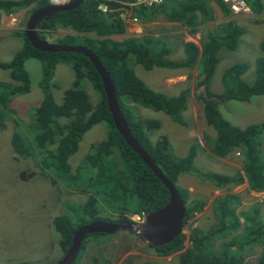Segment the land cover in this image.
Here are the masks:
<instances>
[{
    "label": "trees",
    "instance_id": "16d2710c",
    "mask_svg": "<svg viewBox=\"0 0 264 264\" xmlns=\"http://www.w3.org/2000/svg\"><path fill=\"white\" fill-rule=\"evenodd\" d=\"M211 1L222 15H232L220 0H166L154 8L134 7L131 13L140 23H150L161 16L165 21H177L188 26L189 22H195L198 18L200 22L206 20L207 14L209 15L207 4ZM243 1L252 14L261 13L260 0ZM101 4L107 6V12L99 10ZM47 5V0H0V11L9 16L18 10L30 8L28 12L31 14ZM120 7L112 0H82L69 11L55 12L40 20L39 32L36 34L46 42L44 33L55 31L57 27L69 29L75 34L60 38L58 44L67 45L65 39L79 36L83 41L81 46L96 56L111 80L118 108L131 136L178 192L185 210L183 227L195 214L202 211L205 200L189 199L188 191L176 185L180 174H188L199 182L209 184L219 191L223 190L222 192H229L230 187L243 182L248 191L263 192L264 122L240 129L231 125L217 106L225 101L248 102L252 97L264 95V58L257 57L254 60L251 84L242 79L246 71L243 64L229 66L221 75L223 92L212 95L206 88L219 61V49H235L236 40L242 33L239 28L228 22L224 24L221 35H208L206 39L200 40V50L191 43L183 44V60L171 61L167 58V39L161 35L156 38L130 37L120 41L111 39L112 36L123 35L126 29L121 19ZM12 34L21 39L22 46L9 62L0 63V69L8 71L13 83L12 86L0 84V113L6 110L13 96L28 92L29 81L23 67L28 59L40 63L38 86L43 93V100L34 109L28 124L29 137L23 142V149L15 144V152H19L21 159L35 158L36 166L52 174L55 181L65 184L71 192L86 196L84 204L79 208L81 216L74 217V225L65 216L52 219L62 255L69 248L73 233L82 225L109 220H112L110 223L121 220L133 222L132 216H145L161 209L168 202V192L114 129L101 80L90 61L81 54L37 51L27 42L24 32ZM260 48L264 51V45ZM57 63L68 65L74 76L72 87L63 92L59 104L54 103L49 90V81ZM130 63L145 70H192L196 66V83L197 86H204L205 96L198 93L195 98L201 102L204 124L214 132L212 139L204 135L203 143L215 160L228 158L233 153L238 154L240 171H236L233 176L197 173L191 167L194 147H190L184 157L175 159L165 136H156L151 140L150 134L160 127L159 122L133 118L129 110L131 105L161 112L172 122L184 126L181 114L186 109L190 94L188 90H184L176 96L168 97L153 91L135 76ZM87 85L96 96L94 104L86 93ZM100 123L107 126L105 139L91 146L83 163L71 174L67 159L75 153L81 136ZM209 207L210 219L215 224L207 232L188 224L187 234H179L163 246L148 244V247L157 256L180 252L174 264H264V202L240 206L236 195L226 194L214 198ZM105 212L114 216L102 219L101 214ZM84 238L79 248H84ZM209 241L214 244L210 245ZM185 244L186 248L183 249ZM255 247L260 249L258 256L254 261H247L242 253L253 251Z\"/></svg>",
    "mask_w": 264,
    "mask_h": 264
},
{
    "label": "rangeland",
    "instance_id": "374dc122",
    "mask_svg": "<svg viewBox=\"0 0 264 264\" xmlns=\"http://www.w3.org/2000/svg\"><path fill=\"white\" fill-rule=\"evenodd\" d=\"M260 1L263 5L261 15H254L251 12L233 15L237 18L232 21L243 29L242 34L236 40L234 50L219 49V61L214 67L210 84L206 88L208 93L219 95L223 92L221 75L233 64H243L246 71L242 79L247 84L252 83L253 61L257 57L264 58V54L259 50V44L264 45V0ZM210 4L208 6L209 15L214 16L213 20L211 18L214 22L212 24H217L219 19L222 20L221 15L218 14L221 12L214 3ZM25 10L24 13L18 10L9 16L0 11V15L2 14L0 63L9 62L21 49V39L12 33L24 32L26 21L30 15L29 9ZM121 19L126 25V32L124 35L112 36L111 39L119 41L141 34L137 28L141 29L145 23L138 22L132 13L129 15L127 9L122 10ZM132 19L136 20L132 21ZM237 19L239 20L237 21ZM204 25L212 26L211 24ZM38 28H36L37 32H39ZM74 34L69 29L57 27L55 31L44 33V39L46 43L58 44L60 38ZM173 38L175 43L171 46L167 42L165 46L168 52L173 51V53H169V58L178 61L183 57L182 46L178 37ZM64 42L68 46H81L83 41L79 36H72L70 39H65ZM23 67L28 76V92L13 96L6 110L0 113V264L17 262L56 264L64 254L62 255L58 245V235L52 226V219L65 216L74 225L76 220L74 217L81 216L79 208L84 204L86 196L71 192L65 184L55 181L52 174L45 171L44 168L36 166L35 158L21 159L19 152H15V144L21 148L23 142L29 137L28 124L32 113L43 100V93L38 86L41 73L39 61L28 59L24 62ZM133 71L135 76L148 88L172 97L167 95L168 92L162 85L168 70L152 68L147 71L139 65H135ZM73 77L72 69L68 65L63 63L55 65L49 81V90L54 103L59 104L63 92L72 87ZM186 81L189 84H185V87L190 91L192 97L187 101L186 109L181 114L185 122L184 126L172 122L161 112L142 109L135 105H131V109H129L131 115L138 120H157L160 127L150 134V139L154 140L156 136H165L175 159L184 157L189 148L194 147L191 167L197 173L233 176L236 171H240V157L233 153L224 159L211 158L210 152L203 143V136L206 135L212 139L214 132L204 124L201 102L195 98L198 93H201V87H203V96H205L204 86H197V78L191 84L190 76L186 77ZM0 84L13 85L8 71L0 69ZM86 93L89 95L90 102L94 104L96 96L89 85L86 87ZM248 102L225 101L218 104L217 108L231 125L240 129L250 124L263 123L264 95L252 97ZM106 133L107 126L100 123L92 126L81 136L77 142L75 153L67 159L71 174L83 163V158L90 151L91 146L105 139ZM176 185L180 189L188 191L189 199L202 198L205 200L202 211L186 222L187 224L182 227L181 234H187L188 224L191 227L198 226L201 231L207 232L215 224L214 220L210 219V203L214 198L223 196L225 192L221 190V195H217L215 192L217 189L209 184L199 182L197 178L185 173L178 176ZM229 192V194L238 197L240 206L264 202V191L256 194L249 193L244 182L241 185L230 187ZM113 216L107 215L106 212L101 214L102 219ZM144 218L145 216L143 220ZM84 241V248H79V252L71 264H174L176 256L180 253L157 256L147 243L127 230L87 235ZM209 244L212 245L214 242L209 241ZM185 248L186 244L183 249ZM259 252L260 249L255 247L253 251L247 250L242 254L247 261H254Z\"/></svg>",
    "mask_w": 264,
    "mask_h": 264
},
{
    "label": "water",
    "instance_id": "95a60500",
    "mask_svg": "<svg viewBox=\"0 0 264 264\" xmlns=\"http://www.w3.org/2000/svg\"><path fill=\"white\" fill-rule=\"evenodd\" d=\"M82 0H70L69 3L60 6L47 5L43 8L33 11L25 24L24 37L30 46L40 52L47 53H75L81 54L87 58L97 72L102 85L107 110L110 114L114 129L122 136L125 144L139 157L145 166H147L153 175L161 182L168 192V202L154 212L145 215L142 223L129 222L121 220L115 223L102 221L91 222L78 227L72 235L70 246L63 257L56 264H71L77 254L80 244L86 235L98 233H112L117 230H127L154 247L163 246L169 243L173 238L181 234L182 221L185 218V210L181 198L173 185L159 172L153 161L141 149L135 139L131 136L128 126L121 111L118 108L115 91L111 80L102 68L96 56L88 49L82 46H68L50 44L40 40L36 34V28L42 19L48 18L52 13L60 11H69L78 6ZM203 93V87H201Z\"/></svg>",
    "mask_w": 264,
    "mask_h": 264
},
{
    "label": "crops",
    "instance_id": "0c3cea01",
    "mask_svg": "<svg viewBox=\"0 0 264 264\" xmlns=\"http://www.w3.org/2000/svg\"><path fill=\"white\" fill-rule=\"evenodd\" d=\"M210 3H213V2L212 1L209 2L207 4V6H210L211 5ZM260 4L262 5L261 1H260ZM27 9H30V8H27ZM262 9H263V7H262ZM25 11H26L25 9L20 10L21 13H24ZM247 12H250L249 8H248ZM262 13L263 12H261L260 15ZM218 14L221 15L223 21L219 19V23H217V24H212V23H214V22H212L214 16L207 14L206 20L204 22H200L199 18H198L195 22L194 21L189 22L188 26H183V25H181V23H179L177 21H165V20H163V18L161 16H157L155 21L150 22V23H145L144 25L141 26V29H140V27L137 28V31H139L141 33L140 35L131 36V37L132 38H141V37L156 38V37L161 35L162 37L167 39V42H169V44L171 46L175 43V39L173 37H175V38L178 37L180 40V44L182 46L183 57L181 60H183V58H184L183 44L191 43V44L195 45L198 48V50H200V45H199L200 40L202 41L203 39H206L208 35H211V36H214L216 34L221 35V31H223L222 29L224 27V24L230 22L235 27L239 28L238 25L232 21L234 18H237L236 16H233V15L224 16L221 13H218ZM1 18H2V14L0 15V21H1ZM211 18H212V20H211ZM238 20L239 19H237V21ZM204 24H211L212 26L207 27ZM192 29L194 30V32H191ZM207 29L211 30V31H208ZM239 29L241 31L243 30L241 28H239ZM134 30H136V29H134ZM125 32H126V29H125ZM125 32H124V34H125ZM126 38H130V37H126ZM260 47H261V45L259 44V50L261 53L264 54V51H262ZM169 53H173V51H171ZM167 58L169 60H171L169 58V56H167ZM171 61H175V60H171ZM178 61H180V60H178ZM130 66L132 69L135 67V65H131V63H130ZM166 70H168L169 72L167 74H165L162 85L164 86L166 92H168L167 95H171V96H176L181 91L188 90L185 87V84H189V82L186 81V77L190 76V83L192 84L193 81L195 80V78H197V73H198L196 66L192 70H187V69H170V70L166 69ZM147 71H149V70H147ZM211 77H212V75H211ZM208 84H210V80H209ZM190 90H191V88H190ZM163 94H165V93H163ZM189 94H190V91H189ZM189 96L187 97V101L189 100V98L191 99V97H192V96H190V97ZM243 103H249V102H243ZM215 192H217V195H221L219 190H216ZM229 193L230 192H225L223 195H226ZM249 193L256 194L252 191H249Z\"/></svg>",
    "mask_w": 264,
    "mask_h": 264
},
{
    "label": "built area",
    "instance_id": "2783aa9c",
    "mask_svg": "<svg viewBox=\"0 0 264 264\" xmlns=\"http://www.w3.org/2000/svg\"><path fill=\"white\" fill-rule=\"evenodd\" d=\"M116 4H118L120 7V10L127 9L129 12V15L131 13V10L134 7H142V8H154L161 4H163L166 0H112ZM176 1H191V0H176ZM226 7L228 8L229 12L232 15H238L242 14L248 11V8L243 0H220ZM49 4L51 5H63L69 2V0H48ZM99 10L102 13L107 12V6L104 4L99 5ZM136 19H132V21H135ZM144 216H132L131 219L135 223H142Z\"/></svg>",
    "mask_w": 264,
    "mask_h": 264
},
{
    "label": "clouds",
    "instance_id": "9594fccd",
    "mask_svg": "<svg viewBox=\"0 0 264 264\" xmlns=\"http://www.w3.org/2000/svg\"><path fill=\"white\" fill-rule=\"evenodd\" d=\"M48 1V0H47ZM67 4V3H66ZM48 5H51V4H49V2H48ZM63 5H65V4H63ZM53 6H55V5H53ZM58 6H60V5H58Z\"/></svg>",
    "mask_w": 264,
    "mask_h": 264
},
{
    "label": "flooded vegetation",
    "instance_id": "af4514ba",
    "mask_svg": "<svg viewBox=\"0 0 264 264\" xmlns=\"http://www.w3.org/2000/svg\"><path fill=\"white\" fill-rule=\"evenodd\" d=\"M69 2H70V0H69ZM69 2H68V3H69ZM24 29H25V28H24ZM36 33H37V30H36ZM107 223H110V222H107Z\"/></svg>",
    "mask_w": 264,
    "mask_h": 264
}]
</instances>
